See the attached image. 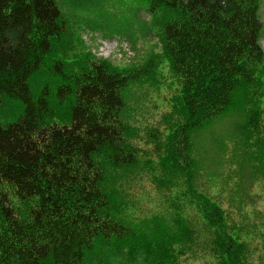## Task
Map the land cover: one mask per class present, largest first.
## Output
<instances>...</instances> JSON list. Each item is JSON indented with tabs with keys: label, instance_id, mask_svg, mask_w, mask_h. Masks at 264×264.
Wrapping results in <instances>:
<instances>
[{
	"label": "trees",
	"instance_id": "trees-1",
	"mask_svg": "<svg viewBox=\"0 0 264 264\" xmlns=\"http://www.w3.org/2000/svg\"><path fill=\"white\" fill-rule=\"evenodd\" d=\"M129 1L151 16L145 30L160 40L140 68L80 47L82 26L127 0H0V264H179L194 252L199 231L180 204L139 219L120 191L135 168L155 169L151 158L139 164L123 92L158 84L163 61L179 88L162 117L163 141L148 132L153 178L166 189L181 180L212 264H251L249 242L195 184L192 136L219 115L242 117L237 133L263 170L262 0ZM261 246L264 255L263 236Z\"/></svg>",
	"mask_w": 264,
	"mask_h": 264
},
{
	"label": "rangeland",
	"instance_id": "rangeland-1",
	"mask_svg": "<svg viewBox=\"0 0 264 264\" xmlns=\"http://www.w3.org/2000/svg\"><path fill=\"white\" fill-rule=\"evenodd\" d=\"M127 2L126 8L120 3L116 4L111 13L100 10L101 16L93 23L94 28L83 25L78 34L80 47L95 56L108 55L110 57L107 60L120 67L140 68L153 54L160 53V40L156 28L149 29V32L145 30L152 21L151 16L144 9L136 15L134 3L129 0ZM68 13L82 18L94 17L91 13L74 9H69ZM259 14L263 23L260 43L264 51V0ZM97 38H115L117 43L126 42L134 55L128 60L124 54L116 51L114 46L108 53L105 52L106 49L101 51L102 44L95 41ZM157 75L159 82L155 86L146 81L142 84L136 83L123 92L126 106L122 113L123 121L136 130L137 135L132 142L139 149V164L151 158L152 166L156 170L146 166H143V169L135 168L128 181L122 183L123 188L120 191H123L128 199L130 217L139 219L157 213L168 214L171 201L180 204L183 215L194 222L199 233L197 243L193 246L194 252L180 257L179 264H212L213 256L204 245L209 235L202 220L192 207L187 206L184 197H179L183 188L181 180L172 188L166 189L158 187L153 178V175L160 172L156 165L155 139L151 136L152 140L148 132L153 131L159 135L158 139L163 141L164 135L159 132L164 130L162 117L170 110L171 96L176 94L179 88L178 79L170 71L166 61L159 64ZM262 107L264 108V104ZM241 118L237 115H219L194 132L192 153L198 160L199 168L195 184L227 211L231 221L229 223L239 230L242 240L249 242L250 263L261 264L264 259L261 246V238L264 237V162L261 171L258 169L261 163L250 157L248 142L244 138L242 143L239 138L236 125L242 122Z\"/></svg>",
	"mask_w": 264,
	"mask_h": 264
},
{
	"label": "built area",
	"instance_id": "built-area-1",
	"mask_svg": "<svg viewBox=\"0 0 264 264\" xmlns=\"http://www.w3.org/2000/svg\"><path fill=\"white\" fill-rule=\"evenodd\" d=\"M100 44H102V46L100 48L101 51H105V50H102V49H106V51H105L106 53H108L109 51H111V49L113 48V46L115 47V43L114 42L100 41ZM113 51H114V49H113ZM116 51H120L121 52L120 53L121 55H122V53H124L126 56H129L131 54L130 50L128 49V47L126 46L125 43H121L120 44V48H117ZM105 56H108V55H105Z\"/></svg>",
	"mask_w": 264,
	"mask_h": 264
}]
</instances>
